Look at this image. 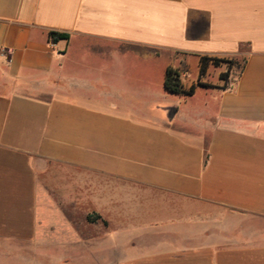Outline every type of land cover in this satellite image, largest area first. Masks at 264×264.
I'll return each instance as SVG.
<instances>
[{
    "label": "crops",
    "instance_id": "obj_1",
    "mask_svg": "<svg viewBox=\"0 0 264 264\" xmlns=\"http://www.w3.org/2000/svg\"><path fill=\"white\" fill-rule=\"evenodd\" d=\"M40 257L264 264V0H0V264Z\"/></svg>",
    "mask_w": 264,
    "mask_h": 264
},
{
    "label": "trees",
    "instance_id": "obj_2",
    "mask_svg": "<svg viewBox=\"0 0 264 264\" xmlns=\"http://www.w3.org/2000/svg\"><path fill=\"white\" fill-rule=\"evenodd\" d=\"M49 38L52 42H57L59 40H68L69 34L51 31L49 34ZM210 62H212L214 65H219L220 63L224 62V63L229 64L230 67L233 64H236V62H234L233 60L218 59V58H213L209 56H202L200 58V76L205 75L207 71V67ZM220 77L222 79L227 80L228 73H222ZM197 85L211 87V85L201 83V82H198ZM197 85L194 84V85H191L189 88H185L180 79V72L177 69H174L171 67H168L166 69L164 86L167 92L173 93V94H183V95L190 96L194 94ZM98 217L99 216H97V218Z\"/></svg>",
    "mask_w": 264,
    "mask_h": 264
},
{
    "label": "rangeland",
    "instance_id": "obj_3",
    "mask_svg": "<svg viewBox=\"0 0 264 264\" xmlns=\"http://www.w3.org/2000/svg\"><path fill=\"white\" fill-rule=\"evenodd\" d=\"M192 73H193V71H192ZM6 245H8V244L6 243ZM41 261H44V258L40 257V258H36V260H34V262H36V264H40ZM6 264H10V263L6 262ZM11 264H13V262H11Z\"/></svg>",
    "mask_w": 264,
    "mask_h": 264
}]
</instances>
